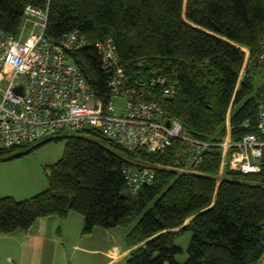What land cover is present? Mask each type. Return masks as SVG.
Segmentation results:
<instances>
[{"label":"trees","instance_id":"trees-1","mask_svg":"<svg viewBox=\"0 0 264 264\" xmlns=\"http://www.w3.org/2000/svg\"><path fill=\"white\" fill-rule=\"evenodd\" d=\"M27 4L49 7L46 35L52 40L73 29L88 39L90 44L71 56L104 100L109 73L97 44L111 38L131 73L176 78L174 95L158 90L156 97L191 136L219 141L227 133L229 108L233 140L258 132L264 0H0V27L18 34ZM140 58L145 59L141 65ZM63 138L62 158L46 167L45 190L25 199L0 196V234L28 232L40 218L67 219L76 212L84 216V234L133 224L125 242L137 247L126 264L258 263L264 252V167L259 173L229 168L220 173L222 149L211 146L189 171L181 139L160 152L130 151L96 129L48 139L0 159ZM137 161L154 167V182L126 196L123 167ZM188 230L189 257L181 263L176 255L183 249L176 239Z\"/></svg>","mask_w":264,"mask_h":264},{"label":"built area","instance_id":"built-area-1","mask_svg":"<svg viewBox=\"0 0 264 264\" xmlns=\"http://www.w3.org/2000/svg\"><path fill=\"white\" fill-rule=\"evenodd\" d=\"M25 12L18 34L0 27V150L31 148L48 139L96 129L130 151L145 147L160 152L181 139L188 148L189 171H195L202 153L211 146L222 149L221 169L251 174L264 167V91L258 104V132L248 131L233 140L227 115L223 138L217 142L197 139L178 118L166 115L156 97L158 90L174 95L176 78L136 76L122 61L113 40L106 38L97 44L102 66L109 73V95L104 100L71 56L72 50L89 45L88 39L73 29L52 40L46 35L49 7L27 4ZM259 49L264 67V31ZM144 61L140 58L138 64ZM123 174L129 191L137 194L154 182L156 172L152 165L137 161L124 166ZM257 264H264V252Z\"/></svg>","mask_w":264,"mask_h":264},{"label":"rangeland","instance_id":"rangeland-1","mask_svg":"<svg viewBox=\"0 0 264 264\" xmlns=\"http://www.w3.org/2000/svg\"><path fill=\"white\" fill-rule=\"evenodd\" d=\"M263 82L264 69L258 73L256 86L261 85ZM230 114L231 108L228 111L229 118ZM65 145L66 140L64 138L53 140L40 145L26 155L18 156L10 160L0 159V196H13L17 199H25L45 190L49 186L46 167L62 158ZM28 149L23 147L17 148L11 153L0 155V157L13 155ZM224 170L220 168V173H223ZM123 194L126 196L132 195L128 188L123 190ZM54 218L60 222L62 229H55L57 232L55 231V234L52 236L53 243L55 245L57 242L63 248L62 250H55L52 256L54 264H62V253L67 254V264H103L108 261L106 252L114 245H123L125 233L133 226L132 224L129 228L116 227L112 229L96 227L92 233L84 234L85 220L82 214L71 212L66 222L61 221L66 219ZM54 218L52 220H55ZM37 225L38 221L34 227ZM179 229L176 228L174 230L177 231ZM18 234L24 233L20 231ZM191 237V230L185 231L177 237L176 243L183 249L182 252L176 255L178 262L183 263L187 261L189 257L187 250ZM74 243H78L80 247L74 248ZM92 250H96V252ZM11 257L9 256L7 258L9 263L6 262V264H13ZM126 262L127 258H123L115 264H126Z\"/></svg>","mask_w":264,"mask_h":264},{"label":"crops","instance_id":"crops-1","mask_svg":"<svg viewBox=\"0 0 264 264\" xmlns=\"http://www.w3.org/2000/svg\"><path fill=\"white\" fill-rule=\"evenodd\" d=\"M54 217L40 218L38 225L31 231H22L24 234H18L20 231L9 235L0 234V264L9 263L7 259L9 256H12L13 264H54L52 256L55 250L63 249L57 242L56 246L53 243L52 236L55 234V229H62L60 222ZM53 218L55 220H52ZM68 218L61 221L66 222ZM125 235L123 245H114L113 249L106 252L108 261L103 264H115L123 258H128L131 251L137 247L127 246ZM73 246L74 248L80 247L78 243H74ZM15 251H17L16 254ZM92 251L96 252V250ZM62 254V264H67V254Z\"/></svg>","mask_w":264,"mask_h":264},{"label":"water","instance_id":"water-1","mask_svg":"<svg viewBox=\"0 0 264 264\" xmlns=\"http://www.w3.org/2000/svg\"><path fill=\"white\" fill-rule=\"evenodd\" d=\"M263 226H264V222H263Z\"/></svg>","mask_w":264,"mask_h":264}]
</instances>
